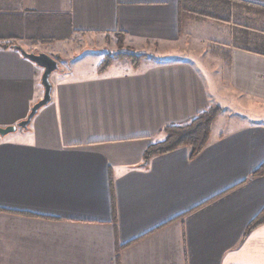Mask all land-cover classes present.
I'll list each match as a JSON object with an SVG mask.
<instances>
[{
  "label": "crops",
  "instance_id": "0c3cea01",
  "mask_svg": "<svg viewBox=\"0 0 264 264\" xmlns=\"http://www.w3.org/2000/svg\"><path fill=\"white\" fill-rule=\"evenodd\" d=\"M182 1L0 0V128L43 96L42 69L15 47L71 30L89 48L51 74L28 127L0 137V264H264V224L244 237L264 207V175L250 178L264 163V0L184 21ZM117 33L150 59L99 73ZM213 105L198 156L145 163L165 127Z\"/></svg>",
  "mask_w": 264,
  "mask_h": 264
},
{
  "label": "trees",
  "instance_id": "16d2710c",
  "mask_svg": "<svg viewBox=\"0 0 264 264\" xmlns=\"http://www.w3.org/2000/svg\"><path fill=\"white\" fill-rule=\"evenodd\" d=\"M197 8H214L215 13L221 8L220 2L217 0H184L181 3L180 8V18L184 21L188 15L197 13ZM199 16L216 18L215 16H207L205 14H200ZM72 32L69 30L66 34L63 33L61 36H54L46 39L43 43H48L57 40H67L71 37ZM118 36V47L119 51L115 54H107L104 60L97 67L99 73L105 71L114 59H125L127 60L131 67L136 69L140 63L147 57L144 54H134L129 51H121L123 48L124 35L117 33ZM222 111L219 106L213 105L203 112L195 116L186 125L179 126H167L163 129L164 139L161 142L151 144L144 152V161L147 163L150 158L157 155L167 154L178 148L187 147L189 149V160L194 159L198 156L202 150L206 147L211 133V128L216 120L218 114ZM264 175V163L250 175V178L261 177ZM264 224V207L260 212L251 220V222L246 227L244 237L251 232L253 229Z\"/></svg>",
  "mask_w": 264,
  "mask_h": 264
},
{
  "label": "rangeland",
  "instance_id": "374dc122",
  "mask_svg": "<svg viewBox=\"0 0 264 264\" xmlns=\"http://www.w3.org/2000/svg\"><path fill=\"white\" fill-rule=\"evenodd\" d=\"M196 11H197V13L189 15L190 18L191 17L192 18L202 17V16H199V13H200V14H205L207 16H215L218 18L222 17V19H226L225 14L218 13V12L215 13L216 10H214V8H211V9L208 8L207 10L204 8H197ZM105 40H106L105 41V48H106L107 52H105L103 54L102 59L99 62V64L104 60V57L107 54H115L119 51V47L117 44L118 36H116V35H114L113 37L112 36H106ZM114 41H115V44H114ZM92 49H96V46H93ZM128 49H130V48H127L125 46V41L123 40V48L121 49V51L127 52ZM253 49H255L258 52H261V51H264V46L263 45L262 46L255 45L253 47ZM87 50H89V48H85L82 43H80L76 39H71V37H70L67 40H57V41H52V42L41 44V46H36L34 49L28 50V52L45 53V54L51 56L52 58H54L58 62V65L63 66L65 68H68L77 59L82 58L84 56V54L86 52H88ZM129 52L134 53V54H140V53L134 52L133 50H131ZM87 54H89V53H87ZM87 54H85V55H87ZM144 55H146V54H144ZM146 56L147 57L145 59H150V57L148 55H146ZM175 59H177V58L168 56V57H161V58L158 57V58H154L152 60H154L155 62L162 63V62L174 61ZM113 62L129 63L125 59H114L112 61V63ZM112 63L110 65H112ZM99 64H98V66H99ZM60 66H59V69H60ZM221 114H222V111L218 114V116Z\"/></svg>",
  "mask_w": 264,
  "mask_h": 264
},
{
  "label": "water",
  "instance_id": "95a60500",
  "mask_svg": "<svg viewBox=\"0 0 264 264\" xmlns=\"http://www.w3.org/2000/svg\"><path fill=\"white\" fill-rule=\"evenodd\" d=\"M15 49L20 52L23 58L29 60L37 67L42 69L41 85L43 87V96L31 107L30 112L26 117V119L22 120L16 125L0 128V137H4L10 133H14L19 128L26 129L30 124L32 118L39 111V109L49 104L51 100V92H52V84L50 82V76L53 72L59 70L58 62L54 58H52L51 56L45 53L26 52L19 47H15Z\"/></svg>",
  "mask_w": 264,
  "mask_h": 264
}]
</instances>
